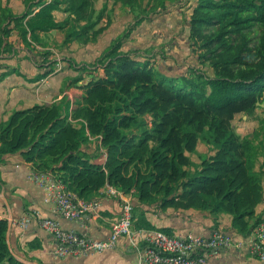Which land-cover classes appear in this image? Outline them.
<instances>
[{
    "label": "trees",
    "instance_id": "16d2710c",
    "mask_svg": "<svg viewBox=\"0 0 264 264\" xmlns=\"http://www.w3.org/2000/svg\"><path fill=\"white\" fill-rule=\"evenodd\" d=\"M119 1L130 12L151 13L135 17L123 40L157 9L179 7L203 70L159 72L150 61L120 52L123 42L116 41L97 61L104 75L88 82L71 113L58 102L14 112L0 127V156L21 152L36 173H51L84 201L108 184L125 194L133 191L139 206L161 202L164 210L206 212L214 221L227 215L234 235L250 237L262 221L255 210L264 201V173L255 168L263 147L241 139L230 121L264 105V0ZM62 5L70 26L55 19ZM94 14L92 0H50L29 18L7 19L25 43L28 35L40 43L38 33L58 30L65 43L86 44L101 32L93 31L101 15L92 21ZM205 127L212 154L194 163L188 154ZM86 131L101 138L104 167L94 162L98 145ZM7 229V221L0 220V264H19L6 243Z\"/></svg>",
    "mask_w": 264,
    "mask_h": 264
},
{
    "label": "crops",
    "instance_id": "0c3cea01",
    "mask_svg": "<svg viewBox=\"0 0 264 264\" xmlns=\"http://www.w3.org/2000/svg\"><path fill=\"white\" fill-rule=\"evenodd\" d=\"M25 1L0 0V127L8 122L14 112L34 106L64 103L63 107L71 113L76 107V102L83 98L85 86L88 85L84 82L77 87L68 86L69 89H64L72 67L61 62L64 61L61 58L59 62L56 53L51 54L53 61H48L43 56L46 51L48 53L53 50L49 38L58 30L38 33L40 43L31 41L29 35L26 39L28 43L20 38L16 24L10 22L7 17L27 15L29 18L44 5L45 0H36L32 5H26ZM39 1L41 2L37 4ZM144 22L151 31L152 41L156 43L155 49L151 46L152 54H148L146 57L148 60L145 61L154 64L159 72L168 74L182 75L191 68H201L198 65L197 55L190 48L188 21L179 7L170 6L165 11L150 16ZM4 32L7 34L4 35ZM131 36L132 33L122 40L120 52L142 51L140 45L133 46L130 50L128 43ZM105 38L100 36L92 46L69 45V51L65 50V52H70L68 54L70 58L79 55V59L85 63L95 64L96 59L102 57L118 37L114 36L109 41H105ZM170 50H173L177 57L170 56L168 54ZM186 55L188 57L185 59ZM55 57L57 58L53 59ZM182 61H189L185 62L189 64L182 68L180 66ZM50 62L55 63L53 67L57 66L65 71L61 69L63 71L61 73L54 72L46 76L49 73ZM41 68L44 70L41 71ZM34 173V167L24 161L21 152L0 156V220L8 223L6 243L12 257L19 264H143L139 252L134 250L126 239H121L113 251L82 257H56L55 240L32 219L34 213H38L44 219L56 221L65 231H72L94 240H104L109 236L110 223L120 214V203L107 196L94 197L101 207L99 217L93 218L87 214L78 222L64 220L55 214V204L46 189L47 186L53 185V182L40 186L32 178ZM130 198L134 206L136 228L167 232L170 236L202 237H208L212 231L219 230L238 238L231 228L229 216L220 215L217 221H214L206 212L172 208L164 210L160 207L161 202L139 206L133 194ZM255 216L264 220V201L256 208ZM24 219H30L26 229H20L14 224ZM209 264H264V261L253 257L248 247H243L239 251L231 249L222 253L211 259Z\"/></svg>",
    "mask_w": 264,
    "mask_h": 264
},
{
    "label": "built area",
    "instance_id": "2783aa9c",
    "mask_svg": "<svg viewBox=\"0 0 264 264\" xmlns=\"http://www.w3.org/2000/svg\"><path fill=\"white\" fill-rule=\"evenodd\" d=\"M50 0H45L47 4ZM68 121L73 122L71 116ZM86 136L98 145L96 164L104 167L107 159L101 146V138H92L86 131ZM32 178L40 186L48 182L53 185L46 189L55 204V214L64 220L78 222L84 215L99 217L100 204L97 199L84 201L72 193L67 185L55 180L51 173H34ZM133 191L128 194L106 184L98 192V197L107 196L120 203L121 211L117 219L110 223L109 236L104 240H94L72 231H65L51 219H44L38 213L32 215L37 225L50 234L56 243V257H82L91 254L104 253L116 249L121 239H126L129 245L139 252L143 264H209V261L222 253L248 247L250 254L264 261V220L255 228L253 234L245 239L235 238L219 230H214L208 237L182 235L170 236L161 231L144 230L134 227V206L131 201ZM20 229H26L30 219L14 223Z\"/></svg>",
    "mask_w": 264,
    "mask_h": 264
},
{
    "label": "rangeland",
    "instance_id": "374dc122",
    "mask_svg": "<svg viewBox=\"0 0 264 264\" xmlns=\"http://www.w3.org/2000/svg\"><path fill=\"white\" fill-rule=\"evenodd\" d=\"M93 6H94V11L95 14L92 17V21L96 20L97 15H100V20L97 21L96 27L93 28V31H98L101 30L100 34L98 35L97 39L94 41H89L86 44H83L80 40H70L65 43L66 40V35L64 31H56L54 32V36H51L49 38V41L52 43L53 50H50L52 55L56 53L58 55V61L63 59L66 64L71 66L72 68L69 70V79L68 83H65L64 89H69L68 86L71 88L77 87L78 84H83L84 82H91L95 81V77H102L104 75V69H103V64H97V61L100 59L98 57L96 59V64L94 63H85V61H82L79 59V55H76L74 58H70L68 54L70 52H65L69 51L68 47L69 45H75V47H80L83 45H94L98 38L100 36H105V41H109V39L113 38L114 36H117V41H122L125 36L128 35L130 26H133L135 23V20H133L135 17H138L139 19H144L151 13L147 14H142L140 10H136L134 12H130V9L128 7H125L122 5V3L119 0H92ZM147 1L143 3V8H145V4ZM147 6V5H146ZM65 5L60 6V9L58 11L54 12V15L56 17L57 22H63L66 21L68 22V25L70 26L71 21L69 20L68 13L66 14L64 12ZM155 12L161 13L159 9H157ZM145 22H141L133 31L131 32L133 36L129 37V43L128 47H130V50L132 47L136 46H141L142 51H134V52H128L129 56L133 59L137 60H148L147 55L152 54L153 49H151V46L154 48L156 46V43L152 41L151 38V31H149L147 25H144ZM127 25V26H125ZM125 26V28L123 27ZM124 28V29H123ZM142 29V30H141ZM141 31V32H140ZM153 32V31H152ZM136 33L138 35H136ZM92 32L89 33L91 35ZM48 41V37L45 38ZM116 41L114 40V43ZM153 42V43H152ZM112 43V45L114 44ZM155 49V48H154ZM74 51V50H71ZM120 51V50H119ZM129 51V50H128ZM18 54V53H17ZM125 54V53H124ZM170 56L177 57L176 53H174L173 50H170L168 52ZM52 55H47V51L45 53V56L47 60L53 61L51 59ZM188 56H185V59ZM57 57L53 58L56 59ZM61 58V59H60ZM60 62V61H59ZM189 61H182L184 65L181 63V67L184 68L186 67L187 64L185 63ZM52 67L49 69V73L46 74L49 75L50 73L54 72H63L65 69L62 70L55 66L53 67V63L50 62ZM43 71L44 69H40ZM46 70V69H45ZM67 70V69H66ZM200 70H203L201 68ZM76 79H79L77 84L75 86H71L73 81ZM68 84V85H67ZM63 89V90H64ZM85 94V93H84ZM264 106V105H263ZM230 126L232 128V131L235 132L237 135L240 136V138H248L252 141L254 146H260L263 147V150L261 151L259 157H258V164L256 165V171L259 169L263 170L264 173V108L262 109H257L251 116H248L246 114H239L234 120L230 121ZM211 133L209 132V128L205 127L203 134H200L198 136L194 151L191 154H188L190 159L194 163H200V160L202 158H206L212 153V147L213 145L208 142L209 136ZM227 216V215H226Z\"/></svg>",
    "mask_w": 264,
    "mask_h": 264
}]
</instances>
